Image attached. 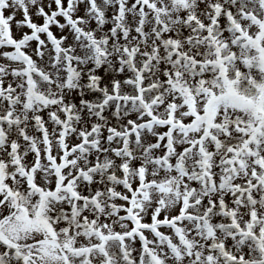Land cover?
I'll use <instances>...</instances> for the list:
<instances>
[{"label": "snow or ice", "instance_id": "6c2138e0", "mask_svg": "<svg viewBox=\"0 0 264 264\" xmlns=\"http://www.w3.org/2000/svg\"><path fill=\"white\" fill-rule=\"evenodd\" d=\"M0 264H264V0H0Z\"/></svg>", "mask_w": 264, "mask_h": 264}]
</instances>
